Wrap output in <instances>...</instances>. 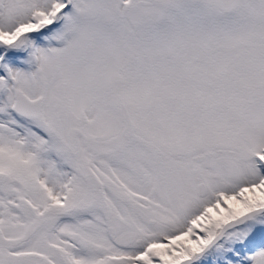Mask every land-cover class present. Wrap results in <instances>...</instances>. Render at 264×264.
Here are the masks:
<instances>
[{
  "label": "snow or ice",
  "instance_id": "obj_1",
  "mask_svg": "<svg viewBox=\"0 0 264 264\" xmlns=\"http://www.w3.org/2000/svg\"><path fill=\"white\" fill-rule=\"evenodd\" d=\"M0 264H264V0H0Z\"/></svg>",
  "mask_w": 264,
  "mask_h": 264
}]
</instances>
